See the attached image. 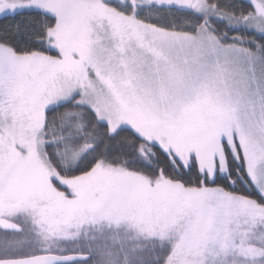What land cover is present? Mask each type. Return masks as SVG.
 Masks as SVG:
<instances>
[{"label":"snow or ice","instance_id":"obj_1","mask_svg":"<svg viewBox=\"0 0 264 264\" xmlns=\"http://www.w3.org/2000/svg\"><path fill=\"white\" fill-rule=\"evenodd\" d=\"M124 200L156 264H264V0H0V264H104Z\"/></svg>","mask_w":264,"mask_h":264},{"label":"rangeland","instance_id":"obj_2","mask_svg":"<svg viewBox=\"0 0 264 264\" xmlns=\"http://www.w3.org/2000/svg\"><path fill=\"white\" fill-rule=\"evenodd\" d=\"M29 136L30 134L26 132L24 127H19L6 133L5 142L8 147V153L15 152L18 155L20 150L27 148L29 146ZM17 145L19 150L16 147ZM165 147L176 146L169 144L165 145ZM179 150L177 147V151ZM186 155L185 153V158ZM42 183H47L46 174L40 168L35 153H32L30 166L8 181L3 210L7 211L12 202L10 193H16L24 199L37 197L40 195ZM72 183L76 182L73 181ZM48 187L50 188L51 186L48 185ZM88 208L89 211H93L95 208L94 203H90ZM52 223H60V221L53 218ZM105 223L110 224L113 230L119 231L125 236L126 241L119 248L112 249L111 255L104 256V264H128L130 258L139 261H146V259H148L147 261H157L159 242L166 233L163 226L158 224L156 220L147 214L141 213L133 200L117 201L112 209L105 213ZM86 230H90L87 223L84 228H73L65 232H58L57 236H74L77 231L83 233ZM154 238L158 240L157 244L153 243ZM51 247L55 250L57 247L56 241L52 242Z\"/></svg>","mask_w":264,"mask_h":264},{"label":"trees","instance_id":"obj_3","mask_svg":"<svg viewBox=\"0 0 264 264\" xmlns=\"http://www.w3.org/2000/svg\"><path fill=\"white\" fill-rule=\"evenodd\" d=\"M69 166H71V162H70ZM138 261L139 260H137V259H131L130 258V262L128 264H143V261H139V262Z\"/></svg>","mask_w":264,"mask_h":264},{"label":"flooded vegetation","instance_id":"obj_4","mask_svg":"<svg viewBox=\"0 0 264 264\" xmlns=\"http://www.w3.org/2000/svg\"><path fill=\"white\" fill-rule=\"evenodd\" d=\"M148 259H146V261H143V264H156V261H147Z\"/></svg>","mask_w":264,"mask_h":264},{"label":"water","instance_id":"obj_5","mask_svg":"<svg viewBox=\"0 0 264 264\" xmlns=\"http://www.w3.org/2000/svg\"><path fill=\"white\" fill-rule=\"evenodd\" d=\"M57 254V253H56ZM58 255V254H57ZM57 264H58V262H57Z\"/></svg>","mask_w":264,"mask_h":264}]
</instances>
